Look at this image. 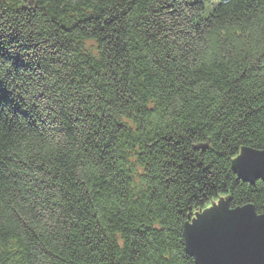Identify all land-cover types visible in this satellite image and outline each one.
I'll return each instance as SVG.
<instances>
[{"label": "trees", "instance_id": "1", "mask_svg": "<svg viewBox=\"0 0 264 264\" xmlns=\"http://www.w3.org/2000/svg\"><path fill=\"white\" fill-rule=\"evenodd\" d=\"M244 148L264 0H0V264H196L209 201L264 214Z\"/></svg>", "mask_w": 264, "mask_h": 264}, {"label": "water", "instance_id": "2", "mask_svg": "<svg viewBox=\"0 0 264 264\" xmlns=\"http://www.w3.org/2000/svg\"><path fill=\"white\" fill-rule=\"evenodd\" d=\"M240 155L243 157L239 158ZM250 155L259 163L242 173L246 164L244 157ZM235 159L233 170L239 179H264V168L260 167L264 166V150L244 148ZM211 204L213 208L206 206L201 213H196L185 223V246L196 264H264V214H257L252 204L230 208L225 197L211 200ZM214 208H220L222 212L242 213L243 218L252 224L233 226L224 215L210 216L207 213ZM203 215V230L193 235L190 228Z\"/></svg>", "mask_w": 264, "mask_h": 264}, {"label": "snow or ice", "instance_id": "3", "mask_svg": "<svg viewBox=\"0 0 264 264\" xmlns=\"http://www.w3.org/2000/svg\"><path fill=\"white\" fill-rule=\"evenodd\" d=\"M243 157V155H240L239 158ZM244 159L246 160V164L244 166V168L242 169V173L249 171L251 169H253L254 167L257 166V162L256 160L253 159V157L250 155L248 157H244ZM237 159H234V161H236ZM260 165V164H259ZM261 168H264V166H261ZM207 197H205L206 199ZM208 208H213L212 204L207 205ZM210 214V216H215L217 214H222L224 215L228 221L231 223V225L233 226H242V225H251L252 222L251 221H247L243 218V214L242 213H236V212H222V209L220 208H214L212 212H207ZM204 223H205V218L204 215L199 217V219L196 220V222L194 224H192L191 226V230H192V234L195 235L199 232H201L203 230L204 227Z\"/></svg>", "mask_w": 264, "mask_h": 264}, {"label": "rangeland", "instance_id": "4", "mask_svg": "<svg viewBox=\"0 0 264 264\" xmlns=\"http://www.w3.org/2000/svg\"><path fill=\"white\" fill-rule=\"evenodd\" d=\"M217 198H218V197H217ZM217 198H215L214 201H216ZM209 204H211V201H209V202L207 203V205H209ZM207 205H206V206H207ZM200 213H201V212H200Z\"/></svg>", "mask_w": 264, "mask_h": 264}]
</instances>
